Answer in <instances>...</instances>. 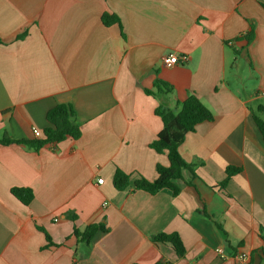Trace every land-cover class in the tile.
Wrapping results in <instances>:
<instances>
[{"label":"crops","instance_id":"0c3cea01","mask_svg":"<svg viewBox=\"0 0 264 264\" xmlns=\"http://www.w3.org/2000/svg\"><path fill=\"white\" fill-rule=\"evenodd\" d=\"M104 14L119 23L106 26ZM0 39V140L36 139L58 104L74 107L82 131L39 151L0 145V264H236L241 251L264 264V140L253 117L264 121V0H0ZM172 53L188 60L166 68ZM243 67L253 83L240 84ZM190 94L214 116L179 147L196 177L184 171L177 196L135 190L169 166L150 147L163 129L156 109L178 110ZM227 167L241 171L224 191ZM117 169L130 176L124 191ZM13 188L32 189V203ZM100 223L108 231L90 243L74 236ZM173 232L184 256L151 240Z\"/></svg>","mask_w":264,"mask_h":264},{"label":"trees","instance_id":"16d2710c","mask_svg":"<svg viewBox=\"0 0 264 264\" xmlns=\"http://www.w3.org/2000/svg\"><path fill=\"white\" fill-rule=\"evenodd\" d=\"M102 21L106 26L119 23L117 16L104 14ZM20 35L18 38H23ZM254 38L251 32L247 35L246 41L250 43ZM0 43L2 40L0 39ZM155 86L162 93H171L172 86L157 81ZM148 94L152 92L147 90ZM156 115L162 119L163 129L158 134L156 140L150 145L157 153L166 154L169 160V166H157L158 177L154 181L147 180L144 177L138 178L134 182L135 190L148 192L152 195L159 193L163 189H168L174 196H177L181 189L177 185V180H184V171H189L192 177H196V164L186 162L180 152L179 147L184 142L185 136L189 132H194L196 127L206 121H213L212 112L201 102L194 94H190L188 98L178 104V110H171L167 107H158ZM254 121L264 140V121L253 114ZM48 126L43 129L42 137L33 140H14L11 138H2L0 145L23 144L30 149L39 151L41 148L51 144H59L69 138L79 139L82 136L81 125L77 120L74 107L71 104H58L50 109L46 116ZM241 168L227 167L226 178L218 183V187L225 191L228 181L232 176L239 173ZM189 183V182H187ZM113 185L116 190L124 191L130 185V176L124 171L117 169L113 177ZM12 194L24 205L28 206L34 200V193L30 188H13ZM75 221V217H71ZM220 228V226L218 225ZM43 232V229L40 228ZM108 229L103 224H90L84 230L74 227V236L79 242L90 243L98 232H107ZM48 245L53 246L51 237L45 232ZM155 243L170 245L178 256H184L186 249L182 239L176 232L160 233L151 237ZM164 264V263H157Z\"/></svg>","mask_w":264,"mask_h":264},{"label":"built area","instance_id":"2783aa9c","mask_svg":"<svg viewBox=\"0 0 264 264\" xmlns=\"http://www.w3.org/2000/svg\"><path fill=\"white\" fill-rule=\"evenodd\" d=\"M188 60V56L186 55H182L179 56L175 53L169 54L165 57H163L162 59V63L166 68H170L178 63H184ZM33 135L36 138H41L42 137V133L37 130V129H33ZM98 184H103L104 180L102 178L97 180ZM106 204V203H105ZM217 254L220 255L222 258L225 257V253H224V249L223 248H218L216 250ZM235 260H236V264H250V257L248 256V254H246L245 252L241 251L239 253H237V255L235 256Z\"/></svg>","mask_w":264,"mask_h":264},{"label":"rangeland","instance_id":"374dc122","mask_svg":"<svg viewBox=\"0 0 264 264\" xmlns=\"http://www.w3.org/2000/svg\"><path fill=\"white\" fill-rule=\"evenodd\" d=\"M240 64H241V63H240ZM240 66H242V64H241ZM235 69H236V68H235ZM235 69L232 70V73H233V74H237V70H238V69H236V70H235ZM239 70H240V71H239L240 73H238V74H241V76L243 77V78L240 80V84L244 83V84H247V85H248L249 82H252V83H253L252 80H251V81L249 80V78L247 77V75H244V74H243L244 67H243L242 69H239ZM236 86H237V85H236ZM263 118H264V117H263Z\"/></svg>","mask_w":264,"mask_h":264}]
</instances>
